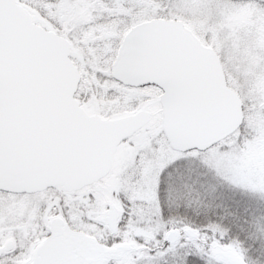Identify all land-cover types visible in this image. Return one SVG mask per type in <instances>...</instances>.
Segmentation results:
<instances>
[{
  "label": "snow or ice",
  "instance_id": "obj_1",
  "mask_svg": "<svg viewBox=\"0 0 264 264\" xmlns=\"http://www.w3.org/2000/svg\"><path fill=\"white\" fill-rule=\"evenodd\" d=\"M151 6L0 0V264H118L109 249L126 233L141 245L132 264H264V200L219 199L191 158L147 184L139 170L106 182L115 147L137 146L153 110L163 126L135 152L140 168L201 103Z\"/></svg>",
  "mask_w": 264,
  "mask_h": 264
},
{
  "label": "rangeland",
  "instance_id": "obj_2",
  "mask_svg": "<svg viewBox=\"0 0 264 264\" xmlns=\"http://www.w3.org/2000/svg\"><path fill=\"white\" fill-rule=\"evenodd\" d=\"M151 5L152 13L160 10V19H180L204 45L215 50L229 86L243 102L244 120L237 131L204 151L179 152L165 142L157 152L143 155L140 168L134 161L135 152L150 145L161 128L159 112L153 110L147 131L142 127L136 132L137 146L117 147L106 182L127 186L139 170L147 184L145 178L158 165L189 157V164L202 169L219 199L264 200V0H151ZM73 51L79 49L73 45ZM134 231L147 237L152 229ZM140 247L126 233L124 241L109 251L123 248L115 254L118 264H132ZM223 251L239 259L235 248H214L217 258L223 259Z\"/></svg>",
  "mask_w": 264,
  "mask_h": 264
},
{
  "label": "water",
  "instance_id": "obj_3",
  "mask_svg": "<svg viewBox=\"0 0 264 264\" xmlns=\"http://www.w3.org/2000/svg\"><path fill=\"white\" fill-rule=\"evenodd\" d=\"M160 22L164 25V35L173 53L194 73L201 98L195 112L180 121L176 138L169 145L174 150L185 152L182 149L186 144H195L199 151H204L241 126L244 118L242 101L227 85L220 60L213 49L203 46L180 21L160 19ZM122 251L123 248H119L110 252L115 255ZM221 255L232 261L239 260L227 251Z\"/></svg>",
  "mask_w": 264,
  "mask_h": 264
},
{
  "label": "flooded vegetation",
  "instance_id": "obj_4",
  "mask_svg": "<svg viewBox=\"0 0 264 264\" xmlns=\"http://www.w3.org/2000/svg\"><path fill=\"white\" fill-rule=\"evenodd\" d=\"M175 20H180V19H177V18H174Z\"/></svg>",
  "mask_w": 264,
  "mask_h": 264
}]
</instances>
